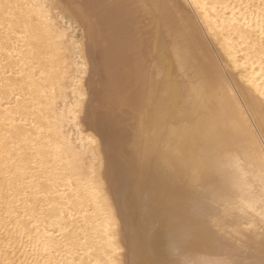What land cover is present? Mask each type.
I'll return each mask as SVG.
<instances>
[{"label":"bare ground","instance_id":"bare-ground-1","mask_svg":"<svg viewBox=\"0 0 264 264\" xmlns=\"http://www.w3.org/2000/svg\"><path fill=\"white\" fill-rule=\"evenodd\" d=\"M0 264H264V0H0Z\"/></svg>","mask_w":264,"mask_h":264}]
</instances>
